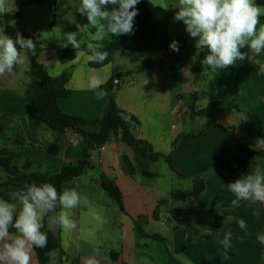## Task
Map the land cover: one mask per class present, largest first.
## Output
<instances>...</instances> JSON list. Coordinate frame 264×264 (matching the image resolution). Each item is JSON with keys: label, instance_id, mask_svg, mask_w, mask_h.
I'll use <instances>...</instances> for the list:
<instances>
[{"label": "crops", "instance_id": "obj_1", "mask_svg": "<svg viewBox=\"0 0 264 264\" xmlns=\"http://www.w3.org/2000/svg\"><path fill=\"white\" fill-rule=\"evenodd\" d=\"M149 1L155 5L152 0ZM256 1L264 7V0ZM12 3L20 5L22 1L12 0ZM167 13L168 36L172 42L179 43V51L172 54L126 52L119 55L115 52L108 64L97 69L88 66L90 61L84 51H77L75 58L66 64L57 60L52 49L43 48L35 54V60L43 65L49 76L71 72L67 83L70 96L57 103L61 111L86 119L99 118L105 114L109 99L114 94L115 104L125 113L126 119L132 116L136 120L133 127L135 138L150 145L157 154H171L172 167L184 176L176 177L162 158L151 162L143 154L141 144L128 145L121 142L119 134L113 136L102 149L91 154L93 167L74 179L71 189L82 186V183H92L99 188L101 174L114 181L121 194L124 211L108 197L120 212V246L108 248L105 244L106 232L99 228L102 247L85 243L90 226L88 223L83 225L82 218L85 215L89 218L95 213L83 204L84 196L77 191L81 200L71 210V218L77 225L75 229L65 232L53 223L52 217L61 211L59 205L47 216L48 229L59 239V250L46 255L47 264H70L72 261L84 264L85 258L94 255V247L100 249L99 255L95 256L99 264H185V258L191 264H264V244L257 240V234H264V203L240 201L239 206L234 207L231 201L235 196L228 190V183L235 182L242 175L257 170L264 173V158H253L217 128L205 124V120L211 119L231 127L248 148L264 151V52L256 58L249 48H244L241 51L248 54V59L238 60L235 65L213 73L200 63L208 50L196 47V39L189 36L186 26H182L179 35L170 36L168 10ZM77 16L82 20L80 14ZM17 20H12L10 24L33 39L39 38L36 30L24 28ZM261 24H264V16L261 17ZM83 53L86 56L78 59ZM22 55L25 62L17 67L15 75L5 73L0 76V126L3 127L0 150L6 148L18 152L14 137L20 132L23 148H27L16 165L20 167L27 160L32 163L28 173L51 175L79 159L85 143L67 130L60 138L62 153L52 155L47 152L48 143L54 140V136L27 117L29 97L26 92L35 86L36 80L30 73L27 54L22 52ZM126 72L130 74L121 80L119 87L104 90L106 94L102 98H98L96 92L87 86L91 75H98L106 83L115 74ZM194 95L196 111L211 103H216V106L193 116L190 107ZM85 129L93 132L98 128ZM181 133L197 135L194 138L181 136L172 150L173 141ZM122 156L132 165L133 174L127 172ZM160 161L165 164L168 173L158 171ZM145 171L153 172L155 176L144 177L142 173ZM5 176L0 168V183ZM195 177L202 179L204 186L197 199H169L173 189L163 188L166 181H182L185 185L177 189L189 190ZM0 190L5 193L18 191L13 187ZM159 201L162 203L159 204ZM210 202L215 203L216 213L222 217L218 229L213 228L208 216ZM240 219L246 222V230L239 227ZM134 222L147 234L161 235L167 240L166 246L142 237ZM184 222L191 223L200 235L208 237L184 228ZM229 230L232 232V248L225 255L221 241ZM9 231L10 235H17L15 229L10 228ZM31 264H38L34 251L31 253Z\"/></svg>", "mask_w": 264, "mask_h": 264}, {"label": "clouds", "instance_id": "obj_2", "mask_svg": "<svg viewBox=\"0 0 264 264\" xmlns=\"http://www.w3.org/2000/svg\"><path fill=\"white\" fill-rule=\"evenodd\" d=\"M140 0H80L76 9L95 28L87 42L88 61L103 64L108 57L107 51H101L103 41L109 35L119 37L134 34V18L138 15L137 5ZM172 7L179 10L174 15L175 21H182L189 36L196 39V47L206 48L208 54L200 61L205 69L215 73L233 66L236 62L248 59V54L241 51L249 48L253 56L264 52V7L255 0H178ZM7 0H0V14H7ZM259 26V27H258ZM78 31L65 33L67 47L80 49ZM198 38V39H197ZM172 51H179V43L169 45ZM36 45L31 38H24L19 32L15 38L2 34L0 30V76L5 73L15 75L17 67L24 64L28 53L35 54ZM264 70V69H262ZM213 78L210 77V80ZM105 81L98 75H91L88 88L96 92L98 98L106 93L102 88ZM228 190L234 194L232 206L238 207L240 201L264 203V173L242 175L235 182L228 183ZM80 194L75 189L58 192L51 183L32 182L21 190L10 194L8 200L0 199V264H31L33 248L47 245V234L43 220L57 206L59 213L52 217L62 230L70 232L77 227L71 218V210L80 203ZM97 228L108 223L100 214H94ZM242 230L247 229L243 219L238 221ZM15 229L17 235H10L9 229ZM232 232L227 231L221 241L224 254L232 248ZM257 240L264 244V234H257ZM94 255L85 258L84 264H99L95 256L99 247L93 248ZM185 264H191L185 258Z\"/></svg>", "mask_w": 264, "mask_h": 264}, {"label": "trees", "instance_id": "obj_3", "mask_svg": "<svg viewBox=\"0 0 264 264\" xmlns=\"http://www.w3.org/2000/svg\"><path fill=\"white\" fill-rule=\"evenodd\" d=\"M48 0H33V3L39 4ZM259 2L258 0L256 1ZM138 9V15L134 18V34L122 35L119 37L109 35L102 43L103 47L101 51H107L108 57L103 64H97L89 62L88 66L92 68H100L108 64L112 60L113 53L117 52L119 55H124L126 52H167L169 54L174 53L169 47L172 43L168 36V13L165 8L153 5L149 0H140L136 6ZM21 17L18 12H9L7 14H0V26L3 34L9 35L15 38L17 32H19L24 38H31L32 36L25 33L22 29L14 27L10 22L16 18ZM43 48H35V54L42 51ZM57 60L66 64L71 62L75 58L77 51H84L88 55L87 47L83 46L80 49H55ZM35 54L28 53L27 57L30 63V73L35 78L36 84L31 89L27 90L29 102L27 105V117L30 121H36L41 127L51 131L54 136V140L48 143L47 152L52 155H59L62 153V146L60 145V138L65 131L70 130L76 134L84 143L85 147L82 151L81 157L64 167L58 169L55 173L48 175L44 172H30L28 168L32 165L30 161L24 160L23 164L18 167L16 161L21 159L22 153L27 147L23 148V139L20 132L14 137V143L19 147L18 152H13L6 148L0 150V168L5 172V180L0 183V188L13 187L21 190L25 185L35 182L37 184L51 183L58 192H62L64 189H71V182L78 178L85 170L93 167L91 160V154L97 151L105 145L113 136L119 134L121 142L125 144H141L142 152L151 162H156L159 158L167 164L170 171L178 178H184V176L176 171L171 164V154L162 156L152 151L150 145L145 142L139 141L135 138L133 133V127L136 123L134 117L129 116L126 119L125 113L119 109L114 100V94L109 99L107 110L102 117L86 119L82 117L73 116L64 113L58 107V101L66 99L70 96V91L67 88V83L70 79L71 72L64 71L60 75L51 77L45 71L43 65L35 60ZM258 58V56H256ZM264 69V65H262ZM130 72L115 74L105 84L102 85L104 90H112L113 87H119L113 84L114 80L121 82V80L128 76ZM180 98V97H177ZM194 101H196V95L193 97V104L190 107L191 115H200L206 109L216 106V103L208 104L204 109L199 111L195 110ZM207 127L213 126L217 128L221 133L226 135L233 143L249 153L253 158H264V151L253 150L248 148L243 141H241L235 134L231 127L218 123L215 120H205ZM96 126L97 131H87L86 127ZM3 132V127L0 126V134ZM200 134V133H199ZM198 134V135H199ZM197 135V134H196ZM194 134L181 133L172 143V150H174L178 139L181 136H188L194 138ZM121 161L126 166V170L129 174H133V168L130 162L125 156L121 157ZM142 175L147 178L155 176L153 172H143ZM100 188L106 192L119 206L121 211L123 210L121 203V194L116 187L113 180L107 178L101 174L99 178ZM202 179L195 177L192 179V187L189 190L173 189L169 193V199L172 201H186L195 200L203 191ZM11 193H5L0 190V198L8 200ZM162 201H159V204ZM208 216L210 217L213 228L218 229L222 223V217L216 213V205L214 202H210L208 205ZM47 216L43 220V228L41 231L47 234V245L44 248H33L38 264H47L46 255L53 251L59 250V239L52 233L46 224ZM140 235L148 240L157 241L163 243L166 246L167 240L159 234H147L142 231L139 224L134 222ZM183 227L191 230L192 233L208 237L206 234L200 235V233L193 228L191 223L184 222ZM70 264H78L77 261H72Z\"/></svg>", "mask_w": 264, "mask_h": 264}, {"label": "rangeland", "instance_id": "obj_4", "mask_svg": "<svg viewBox=\"0 0 264 264\" xmlns=\"http://www.w3.org/2000/svg\"><path fill=\"white\" fill-rule=\"evenodd\" d=\"M20 5L13 4L12 0L7 1L9 11L13 10L20 14L17 23L24 26V28H31L37 31L39 38H34V43L37 47L46 49H74L70 44L67 47L63 45L66 43L65 33L78 31L79 28V39L81 41V47L86 46L91 35L94 33L93 27L89 25L88 20L85 16H82L76 9L80 5V0H48L35 4L32 0H21ZM155 6L166 8L170 15V36L174 34L179 35L182 32V21H175L174 15L179 10L177 7H172L178 3V0H152ZM82 16V20H79L77 14ZM47 18L45 19V16ZM107 38V37H106ZM106 38L104 40H106ZM103 40V41H104ZM101 41V42H103ZM80 47V48H81ZM149 53V52H143ZM76 55V53H75ZM86 54H81L78 59L85 57ZM158 171L161 174L168 173L166 166L163 162H159ZM152 168L151 170H154ZM180 184V185H178ZM185 183L182 181H166L163 184L165 190L177 189L184 186ZM81 195L84 196L86 204L90 207L91 211L95 214H100L102 217L107 219L108 223L104 224L99 229L106 232V246L112 249H116L121 244V230L119 227L120 223V212L117 209L115 203L111 198L108 197L105 191L100 187H96L95 184L74 187ZM90 226L89 234L85 240L90 246L100 245L102 247V236L99 234L96 221L92 215H85L82 218V224ZM84 245V244H83Z\"/></svg>", "mask_w": 264, "mask_h": 264}, {"label": "built area", "instance_id": "obj_5", "mask_svg": "<svg viewBox=\"0 0 264 264\" xmlns=\"http://www.w3.org/2000/svg\"><path fill=\"white\" fill-rule=\"evenodd\" d=\"M119 83H120V82L117 81V80H114V81H113V84H114V85H117V84H119ZM100 149H102V147H100Z\"/></svg>", "mask_w": 264, "mask_h": 264}]
</instances>
